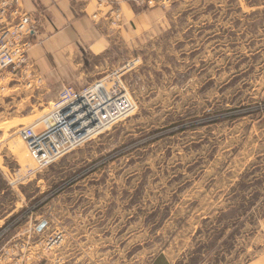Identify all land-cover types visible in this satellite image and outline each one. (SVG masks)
I'll return each mask as SVG.
<instances>
[{"label":"rangeland","instance_id":"1","mask_svg":"<svg viewBox=\"0 0 264 264\" xmlns=\"http://www.w3.org/2000/svg\"><path fill=\"white\" fill-rule=\"evenodd\" d=\"M129 1L161 14L93 81L139 55L123 77L136 109L54 163L19 130L93 81L34 69L37 34L25 66L0 69V264H245L264 249V0Z\"/></svg>","mask_w":264,"mask_h":264},{"label":"built area","instance_id":"2","mask_svg":"<svg viewBox=\"0 0 264 264\" xmlns=\"http://www.w3.org/2000/svg\"><path fill=\"white\" fill-rule=\"evenodd\" d=\"M21 0H0V69L9 70L25 66L27 50L40 27L35 13L20 10ZM152 7L155 0H135ZM114 4L110 0H100ZM113 6V5H111ZM120 18L118 7H112ZM141 58L134 56L107 75L82 88L66 85L50 110L36 123L19 130L31 158L39 166H48L59 158L103 133L119 121L130 116L136 103L123 84L126 73L135 69ZM65 240L62 231L51 233L45 248H59ZM54 264H63L61 259Z\"/></svg>","mask_w":264,"mask_h":264},{"label":"crops","instance_id":"3","mask_svg":"<svg viewBox=\"0 0 264 264\" xmlns=\"http://www.w3.org/2000/svg\"><path fill=\"white\" fill-rule=\"evenodd\" d=\"M112 2L114 4L99 0H22V8L38 15L40 23L30 52L33 68L48 78L55 76L60 85L71 81L78 86L107 72L119 58V47H127L129 43L133 46L136 27H140L141 32L148 30L156 20L154 17L161 14L129 0ZM112 7H118L123 16L121 26L115 28L111 26L118 18ZM262 226L264 229V218ZM65 260L72 264L69 258ZM151 264L171 263L166 258L156 257ZM245 264H264V249Z\"/></svg>","mask_w":264,"mask_h":264},{"label":"bare ground","instance_id":"4","mask_svg":"<svg viewBox=\"0 0 264 264\" xmlns=\"http://www.w3.org/2000/svg\"><path fill=\"white\" fill-rule=\"evenodd\" d=\"M21 140V139H20ZM22 141V140H21ZM19 146H20V149L21 150H27V153H28V148H27V146H26V144L22 141V143H19Z\"/></svg>","mask_w":264,"mask_h":264},{"label":"water","instance_id":"5","mask_svg":"<svg viewBox=\"0 0 264 264\" xmlns=\"http://www.w3.org/2000/svg\"><path fill=\"white\" fill-rule=\"evenodd\" d=\"M44 225H45V223H42L39 228L42 229L44 227Z\"/></svg>","mask_w":264,"mask_h":264}]
</instances>
